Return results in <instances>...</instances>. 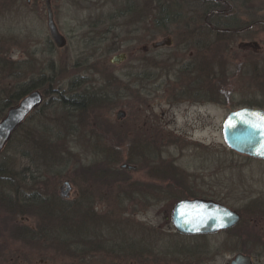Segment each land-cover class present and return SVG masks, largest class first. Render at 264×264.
<instances>
[{"label": "rangeland", "instance_id": "obj_1", "mask_svg": "<svg viewBox=\"0 0 264 264\" xmlns=\"http://www.w3.org/2000/svg\"><path fill=\"white\" fill-rule=\"evenodd\" d=\"M158 1L51 0L54 20L67 38V44L58 47L48 29L45 0H0V95L10 89L15 91L19 82L25 85L40 78L51 79L38 89L46 105L38 116L33 113L27 127L42 122L57 131L58 115L54 111L61 114L62 108L51 94L45 96L43 91L47 88L54 90L60 86L98 95L96 92L105 87L119 96L113 101L102 99L98 105L101 107L82 120L85 123L80 118L75 120L79 127L74 130L71 145L79 164L72 167L73 187L69 196L61 195V186L68 179L53 182L48 189L57 191L69 205L78 201L80 205L84 200L82 191L88 187L91 192L98 191L94 194L97 197L91 194L85 198L95 212L114 220L127 215L139 223L136 228L127 225L136 238L135 244L119 240L116 230L105 228L104 233L112 235L110 245L101 243L102 248H94L90 242L78 241L69 252L62 246L45 250L40 246L38 234H32L40 218L20 217L28 228L18 233L0 229V264H181L187 256L188 244H192L193 250L197 246V251L203 245L211 249V253H205L208 255L205 260L198 256L201 259L195 260L196 264H229L239 251L248 252L258 264H264V242L260 236L263 234L260 225L264 222V160L232 150L223 134L231 110L242 106L264 108V0H219L222 7L215 12L234 20V29L224 28L214 22V15L203 13L204 0H179L176 11L181 16L164 29L170 36L156 26ZM176 6L171 9L174 11ZM166 37L172 39L171 45L153 47L154 42ZM116 43L120 49L113 48ZM120 53L127 58L112 63L113 56ZM187 81L190 90L204 87L208 91L215 86L213 82L217 84L219 107L202 110L193 107L189 112L169 113L166 98ZM120 110L126 112V117L118 119ZM98 111L100 116L104 113L101 121L119 132L117 140L146 141L149 147L146 152L138 150L135 172L121 169L132 175L129 184H125L127 189L134 190L132 199L124 193L121 201L118 190L111 194L92 179L89 183L82 179V174L87 172L90 176L92 168L101 163L99 147L103 146L100 144L103 140H99L98 134L103 130L96 120ZM168 123L185 133L162 134L165 131L158 127L166 129ZM78 130H82L79 135ZM109 140L110 137L104 145L113 146ZM24 150L18 151L12 144L0 156L3 154L14 172L42 169L43 161L37 158L33 162L30 149ZM137 180L145 189L137 187ZM196 197H210L237 210L243 215L238 231H222L204 241L178 235L171 222L175 203ZM114 224L123 227L120 221ZM93 230L101 232L97 227ZM241 239L247 248L238 247ZM134 245L136 254L127 257L116 254L120 247L134 249ZM234 247L235 251L231 249ZM109 249L113 255L106 254ZM65 252L82 258L74 259Z\"/></svg>", "mask_w": 264, "mask_h": 264}, {"label": "trees", "instance_id": "obj_2", "mask_svg": "<svg viewBox=\"0 0 264 264\" xmlns=\"http://www.w3.org/2000/svg\"><path fill=\"white\" fill-rule=\"evenodd\" d=\"M164 1L167 4L162 0L158 1L156 4L159 12L155 22L156 26L161 28L162 32H164L163 34L170 36V33L164 29H166L165 26L168 23L176 22L178 20V17L181 16L180 11H176V8H179V6H176L177 4H179V0ZM201 5L204 7L203 13L212 14L214 15V17H216L214 22H219L224 28L234 29V20L231 21L228 18H225L222 13L218 14L217 12H215V10H219V8L222 7V4L219 0H204ZM173 6H176L174 11L171 9V7ZM188 47H190V45ZM113 48L120 49L117 43ZM182 64L186 66L184 63ZM194 64L198 65V63H193V66ZM193 71H195V68ZM48 80L51 81L50 78H40L39 80H33L25 85H21L23 82H19L17 83L18 87L15 91L13 89H10L8 92L3 91V93L0 95V119L6 114L7 110L10 107L18 104V102L31 91L42 88V84ZM53 80V82H55V79ZM38 81H40L39 84ZM43 92L45 93L46 97H49L51 94L56 98L55 101H57L61 105V114H59L60 111L58 112V110L54 111L56 115H58L55 117V121L57 120L59 126H56V128H58L57 131H55L56 133L53 131L52 127L50 128L49 126H44L42 122H38L27 127L28 121L34 116V114L36 116L41 114L42 107L46 105L45 101L44 104L28 118L23 126H21L17 130V132L14 134L11 141L7 145L8 148L10 145L15 144L16 148H18V151L21 152H25L24 149H30L29 151L32 155L33 162L36 163L37 158H39L40 161H43L42 169L37 172H14L3 154H1L0 229H5L6 231H11L12 233H18L22 230V228H28V226H26V222L22 221L20 217L33 216L35 220L40 218V222L35 223L36 229L32 231V234H38V239L42 242L40 246L45 250H47V248H53L52 246H62L66 251L69 250L70 252L71 249L74 248V246L78 245V241L90 242L92 245H94V248H102L103 246L101 245V243L110 245V242L112 240L111 233H104L105 228L107 230H116L119 240L125 239L126 242L129 241V243H131V241H133V244H135L134 241L136 238L132 236V233H130V229L127 227V225H131V228L139 227L138 221L134 217H130L127 215L117 217V220H114V218L111 217L108 218V215H106L105 219L103 217L104 215L100 214L99 212H95V207L89 202V200L85 198H87L88 195H94L98 191L94 192L93 190L91 192V190H89L87 187L82 191V197L84 199L82 203L79 205L78 201L72 202L73 204L69 205L66 200L60 197L57 191H53L52 188H50V190L48 189L50 185L51 187L53 186V182H60L63 179H68L71 182L73 180V177L71 175L72 167L79 164V162H77L79 160L75 159L73 155L74 148L71 145V138L74 135V130L79 127L76 126L75 120L78 121V119L80 118V122L85 123L82 120H86V115H88L90 111H97V109L101 107L98 105L100 104V102H102V99L107 98V100L113 101L115 99H119V96H117V94H113V89L108 90V88L105 87H101L99 92H96L98 93V95L92 94L88 90L82 93H78L76 91L74 92L71 88L64 89L60 86L54 88V90L47 88V91L45 89ZM93 96L97 98V101ZM95 114H97V112ZM102 116L99 115L98 111L96 120L101 123L102 126L100 127L99 125V128L103 130L101 133L98 132V137H100L99 140H103L100 143L101 145L103 143V146L99 147V150L101 152V158L99 162L101 163L98 165V167L92 168L91 172H89L90 176H88L87 172L86 174H82V179H84L88 183L92 179L93 183H97L99 186H104V188H106L108 191H111V194L115 193V190H118L120 195L119 199L121 201H123L121 194L124 193L126 197L129 196L130 199H132L135 195L134 190H129L125 186V184H129L128 180L130 181L132 175L128 173L129 170H121L120 165L122 163H128L137 166L138 150L146 152V148L149 147L146 145V141V143H143L138 140L130 141V139H128L127 142L123 141V139L117 140V138L120 136L119 132H115L111 126L107 125L105 122H102ZM55 121L52 122V125L54 126L56 124ZM77 124L80 125V123ZM80 131L82 130H78V135ZM108 137H110L109 143L112 142L111 144H113V146H108L106 144L104 145V142L107 141ZM19 148L23 149V151L19 150ZM111 166H115V168H111ZM132 171L135 172L136 168ZM88 178L90 179L88 180ZM28 180L30 181V183H27ZM137 181V187L145 189L144 184H142L140 180ZM146 182H148V180H146L145 183ZM117 184H120L118 185V189H116ZM94 197H97V194L96 196L94 195ZM122 209L124 210V205L121 210ZM110 214L112 215V213ZM119 221L122 223V226L124 228H119L117 224H114L116 222L118 223ZM240 226L241 223L234 228L226 230V232L233 233L235 231H238ZM94 227L100 229L101 232L99 233V231L96 232L95 230H93ZM152 230L153 229H151V232ZM178 235L181 236V234ZM182 236L184 237V235ZM190 237L204 241L210 239L211 235H196ZM188 245L189 248L187 247V256L182 259V261H186V264H196L197 261L195 260H199L201 258H204L205 260L208 256L205 255V253H211V249L208 250V246L206 245H203L202 247L204 250H202V248L200 247L198 251L195 250L197 246H195L193 250L192 247H190L192 246V244ZM237 245L240 248H247L244 245V239H241L240 244L238 243ZM235 248L236 247L231 249L235 251ZM120 249L121 250L118 249L120 251L119 254L116 252L118 256L122 255L124 257L125 255V257H127L130 255H134V253L136 254L135 245L134 249H128L127 247L125 249L120 247ZM109 251L110 249L106 254H112L111 252H113V250H111L110 252ZM242 251H244V249H242ZM69 252L65 253L68 254ZM101 252H104V248ZM244 252L249 254L246 251ZM69 254L74 259L82 258V256H79L78 254ZM83 254L85 255V252H83ZM193 256L195 259H193ZM198 256L201 258H199ZM70 264L77 263L71 262Z\"/></svg>", "mask_w": 264, "mask_h": 264}, {"label": "water", "instance_id": "obj_3", "mask_svg": "<svg viewBox=\"0 0 264 264\" xmlns=\"http://www.w3.org/2000/svg\"><path fill=\"white\" fill-rule=\"evenodd\" d=\"M48 14V29L51 39L58 47L67 44V38L60 32L52 10L51 0H45ZM172 39L166 37L152 45L155 48L171 45ZM127 58L120 53L111 59L112 63H121ZM44 102L43 93L35 89L23 97L18 104L10 107L0 119V153L7 146L13 134L26 119ZM118 119L126 117V112L120 110ZM264 109L243 107L232 111L224 123V138L227 145L236 152L264 160ZM121 169H134L135 166L122 163ZM72 184L66 180L61 186L62 196L68 197ZM241 214L220 201L209 198H184L175 203L172 211V223L175 231L186 236L211 235L229 230L241 221ZM229 264H254L252 256L238 252Z\"/></svg>", "mask_w": 264, "mask_h": 264}, {"label": "flooded vegetation", "instance_id": "obj_4", "mask_svg": "<svg viewBox=\"0 0 264 264\" xmlns=\"http://www.w3.org/2000/svg\"><path fill=\"white\" fill-rule=\"evenodd\" d=\"M171 76V75H170ZM167 80V79H165ZM200 80V79H199ZM214 80V79H213ZM178 83L181 82V80H178L177 81ZM192 84V83H191ZM205 85V83H204ZM213 85L215 86H212L211 89H208V91L202 87L201 89L199 88H194L195 90L193 89H189L188 87V81L187 82H184L181 84V88L179 87V90L177 89V91H174L175 93L171 94L169 98H166V101L167 103L169 104L168 106V112L169 113H173L175 115V112L177 111H187L189 112L190 109H193V107L197 108V109H204V108H207V107H219V101L216 100V96L218 94V91L216 89V86L217 84H215L213 82ZM203 86V85H202ZM187 89H188V92H187ZM205 90L208 92V93H205ZM189 91H192V92H196L195 94H191L189 93ZM200 92V93H199ZM202 92V93H201ZM187 104H191V106H187ZM219 104V105H218ZM184 105V106H183ZM244 107V106H242ZM238 109V108H237ZM235 110V109H233ZM231 110V111H233ZM230 111V112H231ZM154 112V111H153ZM229 112V113H230ZM155 113V112H154ZM172 115V114H171ZM153 118H154V114H152ZM174 118V117H173ZM175 119V118H174ZM173 119V122H171L172 124L176 123V119L174 120ZM28 119H26L27 121ZM25 121V122H26ZM24 122V123H25ZM171 123H168L170 126H168L166 129L162 128V127H158L159 130H164L165 132L162 133V134H177V135H181L180 133H185L183 132L184 130H180L177 129V127H171ZM193 132V131H192ZM194 133V132H193ZM151 144V143H150ZM153 146V145H152ZM137 167V166H136ZM175 167H177L175 165ZM180 169V168H179ZM179 174H177L178 176ZM176 176V177H177ZM179 180V179H178ZM171 181V180H170ZM182 181V179H181ZM187 192V190L185 191ZM201 197V196H200ZM197 198V197H196ZM208 198V197H207ZM210 198V197H209ZM260 228L262 229V233L263 234H260L261 236V240L264 242V222L261 223L260 225ZM250 236L252 237V235L250 234ZM252 240H253V237H252ZM247 254V253H246ZM251 255V254H249ZM252 256V255H251ZM252 259L254 261V264H258V261L254 259V257L252 256ZM181 264H186V261H182Z\"/></svg>", "mask_w": 264, "mask_h": 264}, {"label": "snow or ice", "instance_id": "obj_5", "mask_svg": "<svg viewBox=\"0 0 264 264\" xmlns=\"http://www.w3.org/2000/svg\"><path fill=\"white\" fill-rule=\"evenodd\" d=\"M261 120L264 121V117H261Z\"/></svg>", "mask_w": 264, "mask_h": 264}]
</instances>
